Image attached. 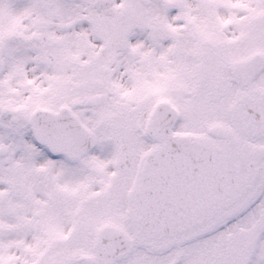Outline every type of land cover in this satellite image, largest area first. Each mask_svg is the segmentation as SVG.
Segmentation results:
<instances>
[{
  "label": "rangeland",
  "instance_id": "1",
  "mask_svg": "<svg viewBox=\"0 0 264 264\" xmlns=\"http://www.w3.org/2000/svg\"><path fill=\"white\" fill-rule=\"evenodd\" d=\"M175 1L179 5L178 14L169 18L161 17L164 28L170 27L175 33V38L167 41L153 36L150 26H155L154 19L150 21L149 18L139 17L138 13L143 10V5L137 0H113L114 15L122 26L120 35L113 32L104 34L103 28L108 17L104 13L94 11L87 4L81 5L77 0H0V145L4 143L9 145L18 141V136L24 135L27 128H22L17 120L28 114L32 103L58 107L65 96L75 98L61 95L70 76L67 71L65 73L61 68L58 69V64L73 65L74 59L79 67L87 72V76H91L88 84L92 81L93 86L99 87L110 79V84L116 91L114 96H105L106 107L102 106L98 109L91 106V100H88L91 97H77L85 104L80 110L84 122L100 138L133 135L139 117L149 114L158 102L173 103L180 110L182 126L190 128L194 133L207 136L209 128L222 125L224 115L217 114L218 109L224 106L229 108L231 103L229 100L220 101L218 96L203 93L205 83L207 81L210 83L211 80L210 78L207 80L209 75L203 67L199 72L197 57L200 55L201 60L208 64L207 55L199 54L205 47L216 45L210 46L207 50L212 56L221 54L225 56V49L222 50V44L217 45L219 43H195L194 38H207V41H212L225 37V42L228 43L243 38L240 28L242 20L246 24L245 19L248 16L249 19L252 18L254 12L252 0ZM56 6H60L59 10ZM231 21H234L235 25H230ZM38 22L42 23L41 27L46 32V53L39 61L31 60L29 57L31 55L27 54L30 62L25 63L23 47L29 38L26 30H32V26H37ZM263 23L261 27H264ZM90 25L94 26L93 32L96 30V33L92 34L93 32L89 31ZM216 28H219L218 31ZM35 32V35H43L39 31ZM75 33L79 39L73 38L72 35ZM215 34V37H211ZM115 38H120V43H116ZM232 45L239 44L232 43ZM113 109L117 110L118 116L114 115ZM27 134L31 135L29 132ZM26 155L27 151L22 150L16 157L8 158H13L10 160L12 165V163L24 162ZM6 171L0 174V183H16L15 176ZM64 177L70 182V178ZM59 180L60 177L57 178V183ZM103 180L109 182L107 176ZM118 190L121 194L120 187ZM34 193V198L40 200L42 194ZM99 193L105 205L100 204V217L96 223L103 221L102 210L106 212L103 207L108 211L112 210L114 217L120 219L122 214L118 212L122 204L116 203L119 199L113 200L112 193L101 185ZM249 198L246 196L244 199ZM109 199L110 202H107ZM237 202L216 216L239 215L240 206ZM247 219V232L244 234H249L250 237H247V240L241 238L237 225L232 222V225L231 223L229 225L235 239L228 240L225 246L233 245L236 248L244 244L246 249L252 250L258 247L262 250L261 253H264V238L263 244L256 243V235L261 231L259 230L261 223L255 227L252 217L248 216ZM1 220L5 222L3 217L0 218ZM126 224L132 233L131 224ZM222 224L221 220L213 221L208 227V236L211 237L212 233H216L215 230L219 225H224ZM80 228L83 230L65 239L60 251H54V245L50 249L40 245L37 249L38 241L35 240V251L30 255L16 251L12 256H5L3 248L15 240L13 237L9 238L11 235L8 237L9 240L6 237L0 238L4 239L0 240V264L6 258L13 259L14 264H83L81 259L87 252L90 242L86 235L87 226ZM208 231L206 230V234ZM191 236L195 234L181 235L172 241L139 237L134 251L116 264H208L211 262L212 253L205 254V261L201 263L204 246ZM204 236L206 237L205 234ZM207 237L205 241L208 240ZM215 239V236L211 237L213 246L217 247L218 243L214 241ZM193 240L198 243L193 244ZM177 246L180 252L179 261L175 260ZM243 264H264V256L255 255Z\"/></svg>",
  "mask_w": 264,
  "mask_h": 264
},
{
  "label": "flooded vegetation",
  "instance_id": "2",
  "mask_svg": "<svg viewBox=\"0 0 264 264\" xmlns=\"http://www.w3.org/2000/svg\"><path fill=\"white\" fill-rule=\"evenodd\" d=\"M137 1L143 5V10L138 13L139 17L149 18L150 21L154 19L156 23L155 26L149 25L153 36L160 40L172 41L175 38V33L172 32L170 27L164 28L162 19L178 14L179 5L177 1ZM166 3H171L172 8L170 11L165 9ZM86 4L94 11L104 13L108 17L109 20L107 19L104 30L102 29L104 34L113 32L120 35L122 26H120L114 15L113 0L108 8H98L96 0H84L81 3V5ZM56 7L59 10L60 6ZM252 8L254 10L252 18L249 19L248 16L245 19L246 21L244 20L246 24L242 20L240 29L244 36L243 38L232 40L229 43L225 42V37L219 40H212L211 38L212 41H207V38H194L195 43L199 44H222V50L225 49L224 53L229 55H210L211 52L207 53V50L214 45L211 44L205 47L203 52L199 53L207 55L205 57L208 64L201 60L200 55L197 57L199 72L201 67H203L207 71V73H204L209 75L207 80L209 78L211 80L210 83L209 81L205 83L203 93L218 96L220 101L226 102V100H229L231 103L229 108L224 106L218 109L217 114L224 115V122L222 125L215 126L223 128L228 134L242 142L255 158L260 159V175L254 184L243 196L226 206L228 208L238 201L237 204L240 206L239 215L226 217L214 215L192 227L187 232L178 235L195 234V236L191 237L198 239V242L204 246L201 263L205 261V254L211 253L213 254L212 260L208 264H243V262L248 261L249 258L255 255L264 256V253H261L262 250L258 247H254L251 250V248L246 249L244 244H242V247L239 245L236 248L233 245L230 247L225 246L226 242H229L228 240L235 239V235L229 225L230 223L232 225V222L237 225L241 238L247 240V237H250L249 234H244L247 232L246 222L248 216L254 220L255 227L258 223H261L259 228L261 231L256 235V243L263 244L262 239L264 238V64L261 65L259 63L256 65V67L259 66L260 68L249 66L246 71L242 70L240 72L237 79L232 75V68L238 63H244L255 57H258L259 62L262 59V63H264V27H261L262 21H264V0H252ZM60 9L62 10V8ZM161 17L163 18L161 19ZM230 25H235L234 21H231ZM41 26H43L42 23L38 22L37 26H32V30H26L29 38L23 47L25 63L30 62L27 59V54L31 55L29 56L31 60L36 61L37 59L39 61L46 53V32ZM90 27L89 31L92 33L94 26L90 25ZM35 31H39L43 35H35ZM94 33H96V30L92 34ZM72 36L74 39H79L76 33ZM215 36L216 34L211 37ZM244 39L245 41H242ZM115 41L120 43L121 39L115 38ZM232 43L239 45L235 46ZM58 69L65 73L67 71L70 76L61 95L74 96L75 98L72 99L65 96L58 107L32 103L28 114H24L21 119L17 120L22 128H27L24 131V135L18 136V141H14L9 145L5 143L0 145V147L6 146L9 148L5 156L0 155V174L7 170L6 172L15 176L17 180L16 183H0V218L3 217L5 219V222L0 221V238L6 237L9 240V238L13 237L15 240L3 248L5 256H12L16 251L30 255L35 251V240L38 241L37 249L40 245H43L46 249H50L54 245L53 250L60 251L65 239L83 230L80 227L84 225L87 226L86 235L88 236L87 240L90 242L85 255H91L96 252L97 236L103 228L120 229L135 239L146 236L145 232L136 223L133 222L132 226L131 219L134 217L133 220H135V198L141 184L143 167L152 154L162 145V143L152 140L146 133L151 111L149 114L146 113L139 117L138 124L132 133L133 135L98 137V143L94 150L73 162L68 161L63 156L55 158L49 151L38 147L32 135L29 136L27 134V132L31 134L28 123L30 115L38 108L57 111L61 106L71 105L73 101L79 100L77 98L79 96L91 97L88 100L101 96L104 98L105 103L102 106L106 107L105 96L116 95L114 87L110 84V79L100 84L99 87L93 86L94 82L92 81L88 84L87 82L91 76H87V72L79 67L75 59L73 65L58 64ZM240 102H245L244 113L250 114V120L243 123H237L234 113L236 106ZM84 107L85 104L83 103L74 110L82 119L80 110ZM112 111L115 112L114 115L118 116L117 110L113 109ZM180 121L181 115L173 129L174 134L196 138L207 144L223 145L226 142L225 139L211 136L210 128L207 130L208 135L203 136L202 134L194 133L190 128L182 126L183 124ZM22 150L27 151L25 161L12 163L11 165L10 160L13 158L9 159L8 157H16ZM7 158L9 160L6 162ZM64 176L70 178V182ZM106 176L109 182L103 180ZM58 177H60L59 183H57ZM104 182H107V184H104ZM100 185L112 193L111 198L113 200L119 199L116 202L117 205L121 202L122 208L118 212L122 214L120 219L114 217L112 210L108 211L106 207H103L106 210V212L102 210L103 221L96 223L100 217V204L104 202L100 197L101 193H99ZM119 187L122 190L121 194L118 190ZM34 192L42 194L40 200L34 198ZM246 196L250 198L244 199ZM107 202H110V199ZM220 220L221 222L223 221L224 225H219L217 230H215L216 233L211 234V237H216L214 241L218 243V246L214 247L211 237L208 236V227L213 221L218 222ZM126 223L131 224L132 233ZM66 225L68 226L66 227ZM206 230L208 231L207 234ZM204 234L206 237L208 236L206 241ZM178 236L173 237V239ZM254 237L252 238L254 239ZM198 242L193 240V244ZM1 247H3V244H1ZM2 264H14V260L6 258L2 261Z\"/></svg>",
  "mask_w": 264,
  "mask_h": 264
},
{
  "label": "water",
  "instance_id": "3",
  "mask_svg": "<svg viewBox=\"0 0 264 264\" xmlns=\"http://www.w3.org/2000/svg\"><path fill=\"white\" fill-rule=\"evenodd\" d=\"M84 2V0H81ZM111 0H96L98 8H108ZM171 3L165 9L170 11ZM258 57L232 68L235 79L249 66L255 68ZM92 104L98 107L101 98ZM245 102L236 107V119L243 123L250 114L244 113ZM80 105L62 106L58 111L38 108L29 117L33 139L53 157L75 161L88 154L98 142L97 136L73 112ZM179 119L178 110L157 104L150 114L146 132L162 145L143 167L141 184L135 198L136 222L151 236L175 235L201 223L226 204L244 194L260 174V159L239 140L222 128L210 133L223 138V145L206 144L191 137L172 133ZM9 148L0 147L5 156ZM95 256H84L86 264H113L127 256L134 240L117 229H103L96 242Z\"/></svg>",
  "mask_w": 264,
  "mask_h": 264
}]
</instances>
